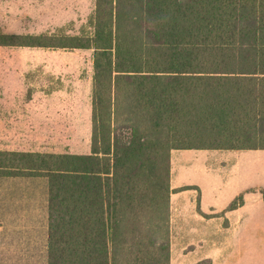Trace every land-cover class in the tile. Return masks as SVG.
<instances>
[{"label":"trees","instance_id":"1","mask_svg":"<svg viewBox=\"0 0 264 264\" xmlns=\"http://www.w3.org/2000/svg\"><path fill=\"white\" fill-rule=\"evenodd\" d=\"M87 26L0 32L92 50L89 152L0 150V176L46 179V264H170L171 150L264 149V0H94Z\"/></svg>","mask_w":264,"mask_h":264},{"label":"rangeland","instance_id":"2","mask_svg":"<svg viewBox=\"0 0 264 264\" xmlns=\"http://www.w3.org/2000/svg\"><path fill=\"white\" fill-rule=\"evenodd\" d=\"M94 0H0V32L88 30ZM92 50L0 46V150L87 153ZM46 179L0 176V264H46Z\"/></svg>","mask_w":264,"mask_h":264},{"label":"crops","instance_id":"3","mask_svg":"<svg viewBox=\"0 0 264 264\" xmlns=\"http://www.w3.org/2000/svg\"><path fill=\"white\" fill-rule=\"evenodd\" d=\"M169 183L170 264H264V149H173Z\"/></svg>","mask_w":264,"mask_h":264}]
</instances>
